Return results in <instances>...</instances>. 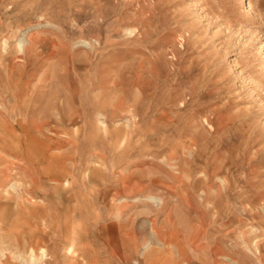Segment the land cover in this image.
<instances>
[{"label": "rangeland", "instance_id": "1", "mask_svg": "<svg viewBox=\"0 0 264 264\" xmlns=\"http://www.w3.org/2000/svg\"><path fill=\"white\" fill-rule=\"evenodd\" d=\"M0 264H264V0H0Z\"/></svg>", "mask_w": 264, "mask_h": 264}]
</instances>
